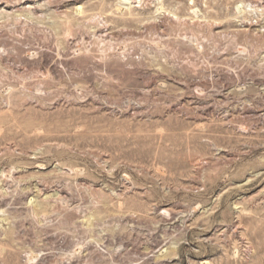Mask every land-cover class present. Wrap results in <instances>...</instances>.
Returning <instances> with one entry per match:
<instances>
[{
    "label": "rangeland",
    "instance_id": "rangeland-1",
    "mask_svg": "<svg viewBox=\"0 0 264 264\" xmlns=\"http://www.w3.org/2000/svg\"><path fill=\"white\" fill-rule=\"evenodd\" d=\"M0 264H264V0H0Z\"/></svg>",
    "mask_w": 264,
    "mask_h": 264
}]
</instances>
